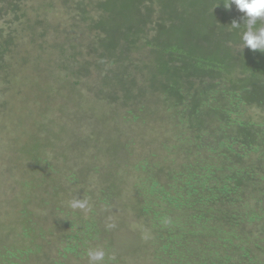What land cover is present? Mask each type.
<instances>
[{
  "label": "trees",
  "instance_id": "16d2710c",
  "mask_svg": "<svg viewBox=\"0 0 264 264\" xmlns=\"http://www.w3.org/2000/svg\"><path fill=\"white\" fill-rule=\"evenodd\" d=\"M70 2L72 33L62 30L64 41L53 45L66 61L51 89L94 104L118 144L139 130L147 137L129 145L159 151L155 163L156 153L144 149L102 176L100 203L124 197L128 229L145 237L129 244L125 228L118 240L149 264H264V54L242 51L245 22L231 21L243 14L224 10L227 0ZM32 3L52 6L0 0V96L17 78L11 66L27 45L21 37L44 51L42 38L59 30L48 15L27 17ZM31 161L9 201L18 227L13 237L0 234V264H76L105 231L104 218L90 207L86 185L81 201L67 190L77 182L72 167L61 173L48 157ZM64 191L73 210L58 204ZM118 247L105 263L133 264Z\"/></svg>",
  "mask_w": 264,
  "mask_h": 264
},
{
  "label": "rangeland",
  "instance_id": "374dc122",
  "mask_svg": "<svg viewBox=\"0 0 264 264\" xmlns=\"http://www.w3.org/2000/svg\"><path fill=\"white\" fill-rule=\"evenodd\" d=\"M49 1L52 6L48 9L32 3V7H27L29 13L27 17L36 12L41 14V18L43 15H48V22L57 24L58 32L47 31L42 38L46 46L44 51L38 50L29 37H21L27 45L14 56L11 66L17 78L4 84L8 89L0 96V234L13 237L18 227V217L14 215L9 201L20 189L19 181L22 173L32 163L31 159L33 165H36V160L48 157L49 162L58 166L61 173L65 168L72 167L77 182L67 187V190L75 192L81 201L82 187L87 186L85 190L90 194V207L96 209L99 218H104L99 221V226L104 227L106 232L103 231L94 240L88 242L86 254L82 255L76 264H106L109 258L116 256L112 255L113 247L117 248L119 244L115 252L125 255V259L133 264H149V259L141 257L138 251L135 252L134 257H131L128 249L118 240V235L124 232L125 228L128 231L126 240L129 244H133L131 239H134L140 246L145 237L141 229L134 228L136 230L133 231L128 229L134 225L130 223V215L124 212L125 207H121L124 205V197L120 196L118 204L100 203L103 197L101 183L103 174L107 170L112 172L117 164H122L123 167L127 156L134 157L135 154L148 149L149 153H156L152 160L155 163L158 161L159 151L156 150L157 148H149L150 145L146 147L136 143L133 146L129 145L128 141L131 138L139 142L147 137L139 130L135 134L127 133L126 145L118 144L119 138L111 136L110 128L102 126V121H97L96 115L100 116V112L94 104H88L89 100L86 103L82 98L81 102L77 99L70 100L60 91L51 89L56 74L58 75L59 65L63 67L66 61L61 49L53 45L64 41L65 35L62 30L72 33L74 13L70 10L72 5L70 0ZM19 24L21 22L13 24L18 31L21 28ZM43 29V24L38 25L36 32H42ZM81 31L83 35L91 36L86 30ZM74 40L77 41L76 38ZM38 55L41 58H36ZM22 60L25 63H22ZM97 105L106 111L110 109L105 103H97ZM146 114L147 112H144L141 117H146ZM137 127L138 124L134 129ZM152 137L154 138L155 134ZM145 158L151 161L153 157L147 154ZM99 162L103 164L99 165ZM56 180L63 186L64 180L61 177ZM65 192L64 199L58 204L65 207V210H73L74 204L70 200L69 193L65 194ZM121 200L122 204H120ZM118 206L121 210H117ZM114 228L115 235H113ZM61 232L59 229V233ZM97 254L102 255L97 256Z\"/></svg>",
  "mask_w": 264,
  "mask_h": 264
},
{
  "label": "clouds",
  "instance_id": "9594fccd",
  "mask_svg": "<svg viewBox=\"0 0 264 264\" xmlns=\"http://www.w3.org/2000/svg\"><path fill=\"white\" fill-rule=\"evenodd\" d=\"M233 5L236 11L243 15L231 21L232 27L239 28L240 21L245 22L246 30L242 33V51L248 49L253 53L264 54V27L256 28L258 20L264 21V0H227L223 8L231 11ZM99 255L102 254H97Z\"/></svg>",
  "mask_w": 264,
  "mask_h": 264
}]
</instances>
